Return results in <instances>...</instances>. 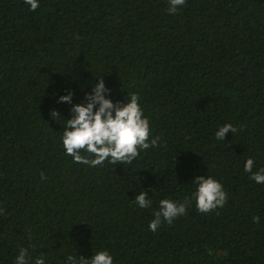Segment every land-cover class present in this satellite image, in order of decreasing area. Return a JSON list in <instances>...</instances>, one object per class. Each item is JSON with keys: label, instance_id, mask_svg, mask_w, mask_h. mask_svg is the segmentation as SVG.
Returning a JSON list of instances; mask_svg holds the SVG:
<instances>
[{"label": "trees", "instance_id": "1", "mask_svg": "<svg viewBox=\"0 0 264 264\" xmlns=\"http://www.w3.org/2000/svg\"><path fill=\"white\" fill-rule=\"evenodd\" d=\"M39 5L0 0V264L20 248L30 264L101 250L113 264H264V184L244 170L264 168V0H186L175 14L169 0ZM102 77L113 102L139 95L160 137L131 164L90 167L63 147L72 106ZM68 90L72 104L57 103ZM228 123L236 133L217 140ZM196 176L223 184V208L197 210ZM144 191L150 208L134 202ZM190 198L150 230L160 200Z\"/></svg>", "mask_w": 264, "mask_h": 264}, {"label": "clouds", "instance_id": "2", "mask_svg": "<svg viewBox=\"0 0 264 264\" xmlns=\"http://www.w3.org/2000/svg\"><path fill=\"white\" fill-rule=\"evenodd\" d=\"M30 10L35 11L40 5L39 0H25ZM186 0H169L168 12L175 14L178 7L185 5ZM91 93L85 95V102L74 104L71 108V118L66 119L67 124L63 131V147L66 154L73 158L74 163L97 167L106 160L113 164H131L141 151L150 147H158L160 137L150 139V122L144 116L139 103V95L129 94V102H113L108 98L109 89L103 77L98 78ZM74 92L68 90L67 95L60 96L57 103L72 104ZM98 106V107H97ZM50 116L55 119L61 116L58 110L53 109ZM236 133L237 128L231 123L225 124L216 131L217 140L225 141L227 133ZM87 153L88 155H82ZM177 162V158H176ZM254 159H247L244 170L250 173V179L257 184H264V168L253 171ZM47 177L42 172L41 180ZM193 182L197 185L193 193L195 206L200 213H208L223 208L227 203L228 194L223 184L212 176H196ZM134 202L140 208H150L152 201L148 199L147 191L140 192ZM193 199L177 202L171 199L159 201L158 209L153 212L154 218L149 224L151 231L155 232L163 224L171 225L173 221L186 214L191 207ZM259 223L258 216L253 217ZM63 264H113V256L107 250L96 252L90 259L83 256L67 255ZM32 257L28 248H20L16 257V264H30ZM35 264H45V255L35 258Z\"/></svg>", "mask_w": 264, "mask_h": 264}]
</instances>
